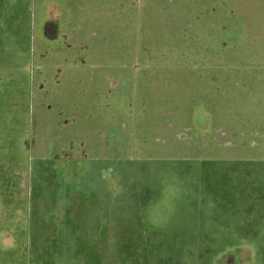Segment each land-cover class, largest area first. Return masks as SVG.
<instances>
[{"label": "rangeland", "instance_id": "374dc122", "mask_svg": "<svg viewBox=\"0 0 264 264\" xmlns=\"http://www.w3.org/2000/svg\"><path fill=\"white\" fill-rule=\"evenodd\" d=\"M61 179L146 210L144 264H264V0H0V264H87Z\"/></svg>", "mask_w": 264, "mask_h": 264}, {"label": "crops", "instance_id": "0c3cea01", "mask_svg": "<svg viewBox=\"0 0 264 264\" xmlns=\"http://www.w3.org/2000/svg\"><path fill=\"white\" fill-rule=\"evenodd\" d=\"M60 182H56V187L59 188L56 189L57 202L61 208L59 210L61 212L58 213L59 219L63 217L59 228H56L51 220L41 224L43 228L46 227L45 231L49 234L62 236L61 241H58L61 245H69L70 240L74 239L81 259L87 264H133L134 256L136 259L140 256V260L143 261L142 256L146 257L147 251L154 252L160 247V237L162 236L152 229L156 222L145 221L147 220L146 210L137 209L135 212L137 220L131 228L129 227V218L131 217L128 212L123 211L124 207L121 204L116 203L115 213L110 211L113 202L108 193L107 195L103 194L100 200L96 201L95 191L92 188L81 193L75 180L61 179ZM102 192L106 193L104 189ZM42 206L43 204L40 202L41 211ZM138 206L139 204H137V208L140 209ZM48 214L41 212V216ZM144 230L147 231V234ZM177 234L181 235L180 232ZM133 235L134 237H132ZM141 238L144 243L140 242ZM120 251L122 253L125 251V254L122 255Z\"/></svg>", "mask_w": 264, "mask_h": 264}]
</instances>
